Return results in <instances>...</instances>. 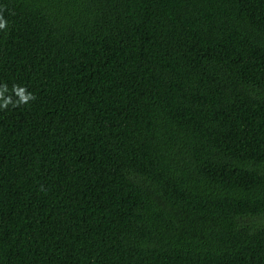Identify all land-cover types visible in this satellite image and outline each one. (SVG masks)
<instances>
[{
	"label": "trees",
	"instance_id": "16d2710c",
	"mask_svg": "<svg viewBox=\"0 0 264 264\" xmlns=\"http://www.w3.org/2000/svg\"><path fill=\"white\" fill-rule=\"evenodd\" d=\"M0 17V264H264V0Z\"/></svg>",
	"mask_w": 264,
	"mask_h": 264
},
{
	"label": "clouds",
	"instance_id": "9594fccd",
	"mask_svg": "<svg viewBox=\"0 0 264 264\" xmlns=\"http://www.w3.org/2000/svg\"><path fill=\"white\" fill-rule=\"evenodd\" d=\"M7 25V21L0 17V29H4Z\"/></svg>",
	"mask_w": 264,
	"mask_h": 264
}]
</instances>
